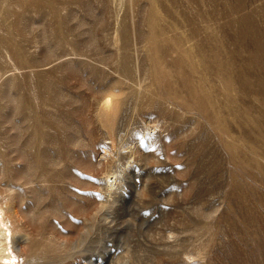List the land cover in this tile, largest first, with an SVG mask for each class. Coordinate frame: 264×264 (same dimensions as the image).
Masks as SVG:
<instances>
[{
	"label": "rangeland",
	"instance_id": "374dc122",
	"mask_svg": "<svg viewBox=\"0 0 264 264\" xmlns=\"http://www.w3.org/2000/svg\"><path fill=\"white\" fill-rule=\"evenodd\" d=\"M220 4L0 0V264H264V125L213 75Z\"/></svg>",
	"mask_w": 264,
	"mask_h": 264
},
{
	"label": "bare ground",
	"instance_id": "6f19581e",
	"mask_svg": "<svg viewBox=\"0 0 264 264\" xmlns=\"http://www.w3.org/2000/svg\"><path fill=\"white\" fill-rule=\"evenodd\" d=\"M211 1L221 3L219 7L222 8V16L227 21L226 26L222 27V33L224 35H227L228 37L230 35V37L234 40V42L237 45V47H236L237 49L236 50L233 49L235 51L231 53V59L230 60L232 62L228 61V63H226L224 65L221 63L222 60L221 59L219 60L216 57L214 63H215V66L218 67V69L216 68L217 71L215 73H213V75L215 76V78H217V81L219 79V81L221 83H223L220 85H224L226 87V89L229 87L227 89V90H229L230 88H232V87H230L231 77L228 76L227 74H230V73H226V72L222 73V67H224L226 70H229L230 66H231V68H233V69H230V70L233 72V76L235 75L234 79H233L235 82V85H238V87L240 88L242 93L245 95L244 97L246 99H248V101L245 99L241 101L244 104L248 103V107H247L248 110L244 111L245 114L247 112V114H249L248 115L249 117H250V115L253 116V114L258 115L257 116V117H259V119H257L258 123L260 125L261 124L264 125V0H211ZM260 2H261L260 6H256L257 4L259 5ZM200 61H202V60H200ZM202 62L204 63V61H202ZM239 62H243V64H238ZM236 63L238 65H236ZM228 65H230V66H228ZM203 66H204V64H203ZM225 87H224V90H225ZM229 93H230V90H229ZM231 93H232V90H231ZM231 97L232 96H230V98ZM250 99H252V101ZM232 102H231V104H232ZM226 104H228V103H226ZM205 107L206 106H204V108ZM231 108H232V106H231ZM202 109H203V107H202ZM205 109H203V110H205ZM225 110H227L226 107H225ZM204 112L206 113V111H204ZM245 114H242V116L243 115L245 116ZM245 119H246V117H245ZM218 124H221V123H218ZM262 131H263V137H264V126H263ZM263 140H264V138H263ZM3 210H4L3 213H5V208L4 209L2 208V211ZM3 213H0L1 214V216H0V253L1 254L3 252H5V247L7 246V245L5 246L3 244V242L6 239L8 240L7 232L13 230L12 224H14V223L11 224L12 221H10L13 219L10 218V216H8L7 214H5L7 216H4ZM10 224H11L12 228H7V227H9L8 225H10ZM3 254L0 256V258H3L2 257ZM7 259L9 260V258H7ZM1 260L2 259H0V263H1Z\"/></svg>",
	"mask_w": 264,
	"mask_h": 264
}]
</instances>
